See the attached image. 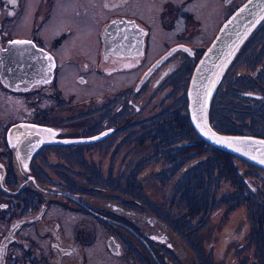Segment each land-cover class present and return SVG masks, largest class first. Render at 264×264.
<instances>
[{
  "label": "flooded vegetation",
  "instance_id": "af4514ba",
  "mask_svg": "<svg viewBox=\"0 0 264 264\" xmlns=\"http://www.w3.org/2000/svg\"><path fill=\"white\" fill-rule=\"evenodd\" d=\"M158 1L160 7L157 0H0V264H163L166 248L179 241L169 226L181 220L195 231L204 227L208 209L220 215L221 199L214 196L221 183L229 194L249 185L264 199V173L256 180L237 160L264 168L207 141L188 108L197 62L246 0L213 28H204L191 10L198 0ZM149 7L160 15L156 32ZM56 16L63 26L52 25ZM75 20L100 25L91 23L85 37L87 28L74 34ZM94 31H100V47L84 59L76 46L86 43L91 51ZM96 73L117 78L106 91H86L79 99L84 89L99 86ZM66 76L83 89L65 94L59 82ZM183 78L179 96L174 90ZM260 112L263 125L256 129ZM234 115L249 121L238 123ZM208 123L220 133L264 138V28L223 74ZM154 161L166 163L152 172L171 190L166 199L145 189L149 175L142 174ZM175 170L182 176L173 183ZM210 191L211 200L205 199ZM174 204L187 210L184 218Z\"/></svg>",
  "mask_w": 264,
  "mask_h": 264
},
{
  "label": "rangeland",
  "instance_id": "374dc122",
  "mask_svg": "<svg viewBox=\"0 0 264 264\" xmlns=\"http://www.w3.org/2000/svg\"><path fill=\"white\" fill-rule=\"evenodd\" d=\"M147 1V0H146ZM182 0H177V2H180ZM210 3H212L210 6L208 5L209 2H206L205 0H198L196 2L197 5H194L193 8H191L192 11L195 12L197 17L201 20V22L204 25V28H213L214 24L219 20L218 18H221L222 14H227L232 6L236 3H238L240 0H234L231 4L226 5L224 3V0H209ZM145 2V1H143ZM154 2V1H153ZM33 3V0H31L30 4ZM158 7H160V2L157 0ZM151 7V4H149ZM199 5V6H198ZM29 5V12L30 7ZM145 10V12L149 15V9ZM154 10L151 12V14H154L151 18L156 23L155 26V32L158 30L157 28H160L161 21H160V15H158V11L155 12ZM207 10L212 11L210 16L207 13ZM28 21L27 18H25L24 21L27 23H31L30 13H28ZM59 14V13H58ZM57 14V15H58ZM157 15V16H155ZM212 15H214L212 17ZM224 18V17H223ZM26 22H22L21 25L26 24ZM60 22L61 26L64 25V22L60 21L59 18L55 19V22L52 24H56ZM91 23H95L94 25L97 26L100 25V23H97V20H91ZM89 22L83 21V20H75L73 27L75 28V35H80L81 32L79 31V27L87 28L86 31L83 33V36L87 37L89 34V28L92 27V24ZM83 24V25H82ZM54 25V27L56 26ZM51 26V25H50ZM49 27V26H48ZM53 27V26H52ZM21 28V27H20ZM264 28V19L260 22V24L255 28V30L249 35L247 40L244 42L243 46L248 44L254 36H259L262 29ZM101 31V28H100ZM100 31L99 33L94 31L93 41L92 44H94L93 49L90 51L86 48V43L76 44V50H78V55L83 54L82 57L84 59L90 60L91 56H93L96 53L97 47H100ZM211 30L204 31L203 36L207 37L208 34H210ZM20 33L29 34L30 32L27 30L20 31ZM52 32L50 30L45 31L46 36H50ZM97 33V35H96ZM172 34H175V32H170L168 35L172 36ZM255 40V39H254ZM242 46V47H243ZM241 47V48H242ZM155 50L151 48V52ZM241 49L239 50V52ZM243 51V50H242ZM157 52V51H156ZM155 52V53H156ZM238 52V53H239ZM74 55V54H73ZM66 57V56H65ZM92 59V58H91ZM94 59V58H93ZM94 63V61L92 60ZM73 70H80L79 64H74L72 66ZM70 69V70H71ZM68 71H66L67 73ZM77 73V72H76ZM99 81V86L97 89H93L92 91L87 88L84 89L82 92L78 93V98H83L85 96V92L88 91L89 93L92 92H104L106 91V87H104L105 84H108L107 82H110L113 79H116L117 76H107L101 77V74L96 73ZM94 77H96L94 75ZM124 79V78H123ZM122 79V80H123ZM180 84V83H179ZM183 84H184V78L179 87L177 88V91L174 90V93L177 92L176 95L182 94L183 91ZM60 87L62 88L63 92L65 94L73 93L74 90L78 92L79 89H83L80 85L76 86L74 84V81L72 78H69V76H66L65 78L60 79L59 82ZM128 85V84H127ZM180 92V93H179ZM173 95L174 97L176 95ZM165 99L164 106L169 105L171 102H173V98ZM161 107V106H160ZM262 112H260L261 114ZM256 115L254 119V127L256 129L262 128L263 121L262 114ZM172 116V115H171ZM240 117V118H239ZM237 118L236 115L233 116V118L238 123H245V121H249L244 116H239ZM227 122V121H226ZM261 133V132H258ZM148 166L145 168L147 169L146 172H143L142 178L147 177L149 179L147 183L144 185L146 186L145 189H147L153 196H157V198L163 197L164 193H166L168 196L171 195V190L166 189L165 186L162 187V184L158 181H154L155 177L152 175L153 173H156V170H159L161 167L165 166L166 163H162L161 166H159V163L154 161L150 162ZM237 165L242 168L251 169L250 171L254 174V179L258 180L261 179V174L264 173V170L254 167L250 165L249 163H246L242 160H237ZM144 168V169H145ZM179 169H182L179 168ZM151 172V173H150ZM175 173H177V170L174 171L173 175V183L179 182L181 180L182 174L179 176H176ZM182 173V172H181ZM162 180L165 179V176L161 177ZM151 179V180H150ZM179 179V180H178ZM167 184H173L171 180L165 179ZM170 185V187H171ZM225 183H221L219 190L216 192V195L214 197H217V199H221L218 203V205L222 206L223 210L220 212V215L218 217L213 215L211 216L212 209H208L206 211V220L203 228H198L195 231H192V228L189 227V225L182 224V221L180 220L179 223H174L177 225L176 228H173L169 226L170 233L176 235L179 239V241L174 246L176 253L174 252V249L166 248L167 252V259L165 261H161L163 264H264V229L262 228L261 221L264 220V210L261 206L264 204V199L262 195H258V189L252 190L251 186L245 185L244 188L241 190L238 188L233 189V186H229L228 190L232 188L235 192L232 194L227 193L224 190ZM235 187V186H234ZM214 188V187H213ZM211 189V187H210ZM212 190V189H211ZM147 192V191H146ZM149 192H147V197H149ZM245 193V195L250 192L253 194L248 201L243 200L244 198L241 196H245L242 193ZM215 193V192H214ZM226 194V195H225ZM206 198H210L211 200V191L210 193L205 196ZM166 199V198H165ZM207 203H210L208 200ZM175 209L174 211L178 212V216L181 218H184L183 215L187 210H183L182 207L176 206L174 204ZM232 206V207H230ZM245 210V213H242ZM196 214V213H195ZM197 217V215H193ZM197 220L194 221L196 223ZM190 231V236H186L185 233ZM97 260L91 259L90 263L95 264H112V260H100L99 262H96ZM126 262H124L125 264ZM159 264V263H158Z\"/></svg>",
  "mask_w": 264,
  "mask_h": 264
},
{
  "label": "water",
  "instance_id": "95a60500",
  "mask_svg": "<svg viewBox=\"0 0 264 264\" xmlns=\"http://www.w3.org/2000/svg\"><path fill=\"white\" fill-rule=\"evenodd\" d=\"M263 19L264 0H246L238 6L197 62L187 95L191 121L207 141L264 168V138L220 133L208 123L209 106L219 81ZM104 38L110 41L112 37Z\"/></svg>",
  "mask_w": 264,
  "mask_h": 264
},
{
  "label": "snow or ice",
  "instance_id": "6c2138e0",
  "mask_svg": "<svg viewBox=\"0 0 264 264\" xmlns=\"http://www.w3.org/2000/svg\"><path fill=\"white\" fill-rule=\"evenodd\" d=\"M17 44H24V43H30L29 41H16Z\"/></svg>",
  "mask_w": 264,
  "mask_h": 264
}]
</instances>
